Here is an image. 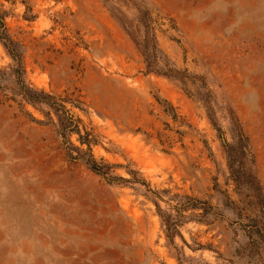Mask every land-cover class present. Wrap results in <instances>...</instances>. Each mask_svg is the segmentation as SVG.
Masks as SVG:
<instances>
[{"label": "rangeland", "instance_id": "rangeland-1", "mask_svg": "<svg viewBox=\"0 0 264 264\" xmlns=\"http://www.w3.org/2000/svg\"><path fill=\"white\" fill-rule=\"evenodd\" d=\"M0 8L24 84L63 104L112 175L146 182L67 158L0 43V264H264V0ZM144 36L174 75L145 69Z\"/></svg>", "mask_w": 264, "mask_h": 264}, {"label": "trees", "instance_id": "trees-1", "mask_svg": "<svg viewBox=\"0 0 264 264\" xmlns=\"http://www.w3.org/2000/svg\"><path fill=\"white\" fill-rule=\"evenodd\" d=\"M5 12L0 8V43L6 49L7 53L10 55L13 60V68L12 72L15 77V81L18 85V89L21 92L22 96L29 102H42L46 104L54 113L55 121L53 124L55 125L56 131L62 144L64 145L65 154L69 159H76L83 162V164L93 173L102 176L106 181H123V182H139L140 184H146V182L142 178H138L136 176V172L132 169L126 168V171L130 175L129 178H122L120 176L112 175L111 169L115 166L114 164L108 163L102 159L96 161V159L92 156L89 148V144L87 141L83 140L81 136L77 132L76 124L72 116L68 113V111L64 108L63 104L56 101L52 96L42 91H34L31 90L28 86H26L21 77V69H20V56L15 51L14 42L10 39L9 35L6 32V27L4 23ZM150 38L147 39L144 36V39L141 42V47L143 51V60L145 64V69L149 72H154L157 74H161L164 76H172L176 72H171L170 68H166V70H161L156 68L157 57L155 54V46L150 42ZM209 115V114H208ZM212 125H215L212 118L208 116ZM216 130L218 128L215 126ZM71 133L78 134V141L80 144H85L86 149L83 150L78 146L72 145L69 140V136ZM231 167V163H228V168ZM254 180V187L256 191H259L260 186L258 182L255 180V177H251ZM252 182V180H251ZM200 204L201 208L205 210L208 209V206H205L204 202H200L197 200H192V206ZM206 207V208H205ZM173 223L166 224L165 230L166 235L169 236L168 232L170 227L175 230V226H172ZM176 231V230H175ZM172 234V233H171Z\"/></svg>", "mask_w": 264, "mask_h": 264}]
</instances>
